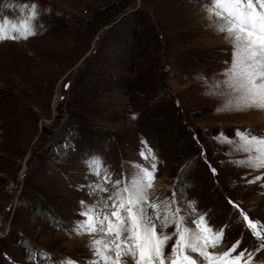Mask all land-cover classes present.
I'll return each instance as SVG.
<instances>
[{
	"label": "rangeland",
	"instance_id": "374dc122",
	"mask_svg": "<svg viewBox=\"0 0 264 264\" xmlns=\"http://www.w3.org/2000/svg\"><path fill=\"white\" fill-rule=\"evenodd\" d=\"M31 3L37 34L0 42V264H33L25 242L87 264L100 237L72 232L80 202L95 198L82 187L84 161L102 157L113 180L122 169L134 176L142 140L157 156L152 201L176 191L215 230L229 226L223 250L239 239V251L255 249L240 212L264 225V179L247 183L264 169L235 165L246 154L216 137L264 133V111L218 112L225 97L206 95L231 45L210 28L204 0H0V20H19L18 6ZM108 188L105 199L115 196Z\"/></svg>",
	"mask_w": 264,
	"mask_h": 264
},
{
	"label": "snow or ice",
	"instance_id": "6c2138e0",
	"mask_svg": "<svg viewBox=\"0 0 264 264\" xmlns=\"http://www.w3.org/2000/svg\"><path fill=\"white\" fill-rule=\"evenodd\" d=\"M203 6L210 26L223 34L231 45V60L225 61L227 67L222 74L223 80L209 84L210 91L206 95L225 97L224 104L217 108L218 112L264 111V0H204ZM18 7L21 12L27 10V15L17 21L6 16L0 20V42L27 40L37 34L34 21L39 16L38 5L20 4ZM132 119H136L135 115ZM216 139L218 143L231 145L233 151L246 154L245 158L233 161L235 165H246L253 171L264 169V133L236 129L235 140L223 133ZM141 145L139 156L143 163L132 162L136 174L131 177L122 169L121 178L113 180L112 171L104 166L100 156L84 161L89 175L82 187L96 198V202L91 206L85 201L80 202L81 219L73 226L72 232L100 237L89 240L88 248L93 258L87 264H125L122 259L125 255L131 256L134 264H257L258 254L264 251V225L241 211L244 227L259 242L258 246L237 253L243 243L239 239L222 253L209 251L224 242L229 226L215 230L207 213L191 219L190 225L188 221L197 211L196 202L182 205V194L178 196L176 191L170 201L163 204L150 200L157 156L146 140H142ZM212 172L216 175L215 168ZM262 179L264 173L247 180V183L254 184ZM108 185L115 189V196L105 199L102 194L109 190ZM158 227L163 230L158 232ZM170 227L172 232L165 231ZM173 240L171 251L166 253L169 241ZM25 244L33 264L39 259H43L44 264H81L71 257L56 258L46 249L28 245V242Z\"/></svg>",
	"mask_w": 264,
	"mask_h": 264
},
{
	"label": "bare ground",
	"instance_id": "6f19581e",
	"mask_svg": "<svg viewBox=\"0 0 264 264\" xmlns=\"http://www.w3.org/2000/svg\"><path fill=\"white\" fill-rule=\"evenodd\" d=\"M210 28L215 30V27H214V26H211ZM149 195H150V193H149ZM150 196H151V195H150ZM219 247H220V246H219ZM219 247L216 248V249H214V251H218Z\"/></svg>",
	"mask_w": 264,
	"mask_h": 264
},
{
	"label": "water",
	"instance_id": "95a60500",
	"mask_svg": "<svg viewBox=\"0 0 264 264\" xmlns=\"http://www.w3.org/2000/svg\"><path fill=\"white\" fill-rule=\"evenodd\" d=\"M87 57H83L82 60L80 61V63H84L86 61Z\"/></svg>",
	"mask_w": 264,
	"mask_h": 264
}]
</instances>
